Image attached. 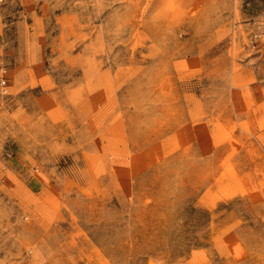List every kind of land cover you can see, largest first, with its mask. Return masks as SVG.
Here are the masks:
<instances>
[{"label": "rangeland", "instance_id": "rangeland-1", "mask_svg": "<svg viewBox=\"0 0 264 264\" xmlns=\"http://www.w3.org/2000/svg\"><path fill=\"white\" fill-rule=\"evenodd\" d=\"M0 264H264V0H0Z\"/></svg>", "mask_w": 264, "mask_h": 264}, {"label": "built area", "instance_id": "built-area-1", "mask_svg": "<svg viewBox=\"0 0 264 264\" xmlns=\"http://www.w3.org/2000/svg\"><path fill=\"white\" fill-rule=\"evenodd\" d=\"M3 82H5V79H3Z\"/></svg>", "mask_w": 264, "mask_h": 264}]
</instances>
